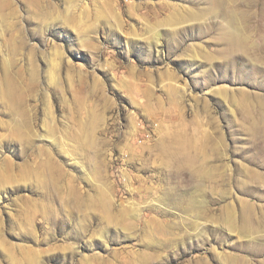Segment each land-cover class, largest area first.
<instances>
[{"label":"rangeland","instance_id":"rangeland-1","mask_svg":"<svg viewBox=\"0 0 264 264\" xmlns=\"http://www.w3.org/2000/svg\"><path fill=\"white\" fill-rule=\"evenodd\" d=\"M0 264H264V0H0Z\"/></svg>","mask_w":264,"mask_h":264},{"label":"bare ground","instance_id":"bare-ground-1","mask_svg":"<svg viewBox=\"0 0 264 264\" xmlns=\"http://www.w3.org/2000/svg\"><path fill=\"white\" fill-rule=\"evenodd\" d=\"M218 1V0H217ZM200 15L198 14V17H199ZM191 17H192V15H191ZM195 17V16H194ZM197 16H196V18H198ZM9 92V91H8ZM199 153H200V151H199ZM197 156L198 157H201V160L203 161V162H205L206 161V155H200V154H197ZM209 160V159H208ZM208 162V161H207ZM52 192V191H51ZM51 192H50V194H51ZM179 205H180V207H183L185 210H187V211H190V212H194L195 213V215H198V214H201L200 212L202 211V208H203V203L202 202H199L198 200H196V199H194L193 197H182L181 199H180V201H179ZM207 207V206H206ZM204 208H205V206H204ZM208 208V207H207ZM204 210V209H203ZM205 211V210H204ZM203 214H205V213H203ZM199 216V215H198ZM231 216V215H230ZM53 213H51V214H49V215H47L46 216V219H48L49 221H52L53 220ZM228 220H229V218H228Z\"/></svg>","mask_w":264,"mask_h":264}]
</instances>
